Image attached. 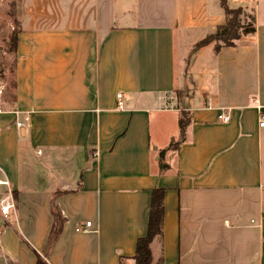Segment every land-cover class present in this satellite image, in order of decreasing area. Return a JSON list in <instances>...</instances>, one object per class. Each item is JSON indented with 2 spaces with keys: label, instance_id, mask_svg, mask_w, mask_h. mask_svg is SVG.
Wrapping results in <instances>:
<instances>
[{
  "label": "crops",
  "instance_id": "crops-1",
  "mask_svg": "<svg viewBox=\"0 0 264 264\" xmlns=\"http://www.w3.org/2000/svg\"><path fill=\"white\" fill-rule=\"evenodd\" d=\"M10 1L0 264H136L157 194L152 264H264V0H226L255 33L218 52L195 46L226 24L220 0Z\"/></svg>",
  "mask_w": 264,
  "mask_h": 264
},
{
  "label": "trees",
  "instance_id": "trees-1",
  "mask_svg": "<svg viewBox=\"0 0 264 264\" xmlns=\"http://www.w3.org/2000/svg\"><path fill=\"white\" fill-rule=\"evenodd\" d=\"M221 5L224 7L225 15L227 17L226 24L220 27H217L215 31H213L211 34H209L204 40L199 42L195 46V50H199L205 46H208L210 44H215L216 52L220 51L221 48H229V47H235L236 42L241 39L242 36L246 35H252L255 33L254 28V19L249 17L250 23L248 24V27L241 24L239 20V16L241 15V8L238 9H229L226 6V0H220ZM16 2H11L9 4V12L7 13L9 18L12 20L14 25V30L11 32V36L8 39V42L10 43L11 52L8 54H13L16 58L17 54V45H18V35L21 32V28L19 26V23L17 21V15H16ZM2 24V27L6 29V24ZM11 31V30H10ZM14 67H15V61L14 66L12 69V73L14 76ZM15 88H16V81L13 77V96H12V102L16 100L15 98ZM189 119L186 118V115L183 116L180 119V128H181V140L179 143H176L173 147L176 149L178 145L185 141V131L188 126ZM54 215L57 219H60V215L56 209L53 211ZM162 221H163V203L162 198L160 194L155 195L153 197V203L151 207V215H150V221H149V227L147 235L137 242V250L134 257V260L136 264H152V254L150 250V246L152 242L157 238L158 236H161L162 233ZM38 264H42L41 261H38Z\"/></svg>",
  "mask_w": 264,
  "mask_h": 264
},
{
  "label": "rangeland",
  "instance_id": "rangeland-1",
  "mask_svg": "<svg viewBox=\"0 0 264 264\" xmlns=\"http://www.w3.org/2000/svg\"><path fill=\"white\" fill-rule=\"evenodd\" d=\"M11 3L10 0H4L2 11H8L9 4ZM17 4V3H16ZM241 15L239 16V20L242 25L248 27L250 23V14L246 8H241ZM8 19L6 18V20ZM11 32L8 30L3 29L0 31V95L5 103L12 102L13 96V73L12 69L14 66V59L15 56L13 54H8L11 52V47L9 46L11 42H8L9 37L11 36ZM193 62H191L192 64ZM190 65V64H189ZM194 78L188 79V88L190 90V95L194 93L195 87L198 86V78L193 76Z\"/></svg>",
  "mask_w": 264,
  "mask_h": 264
},
{
  "label": "built area",
  "instance_id": "built-area-1",
  "mask_svg": "<svg viewBox=\"0 0 264 264\" xmlns=\"http://www.w3.org/2000/svg\"><path fill=\"white\" fill-rule=\"evenodd\" d=\"M245 1L254 3L257 0H245ZM118 98L121 99V95H118ZM4 107H5V102L2 99V96L0 95V114H4L6 112ZM119 107L120 108L122 107L121 104H119ZM260 111L261 112H260V119H259V127L264 129V111L262 108L260 109ZM219 119L225 122L229 121V117L226 115L219 116ZM1 172L2 171L0 170V173ZM0 186L6 187L8 190L7 195L0 201L1 214L6 216L9 214L11 210H15V201L13 198V191H12L10 183L1 176H0ZM90 227H91V223L87 222L86 228H90ZM79 230H83V229H79Z\"/></svg>",
  "mask_w": 264,
  "mask_h": 264
}]
</instances>
